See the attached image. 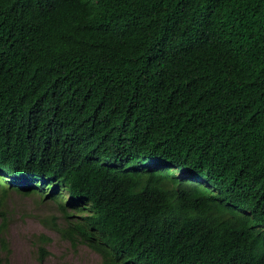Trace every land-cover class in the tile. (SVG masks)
<instances>
[{
	"label": "trees",
	"instance_id": "trees-1",
	"mask_svg": "<svg viewBox=\"0 0 264 264\" xmlns=\"http://www.w3.org/2000/svg\"><path fill=\"white\" fill-rule=\"evenodd\" d=\"M0 175L3 250L15 191L102 264H264V0H0Z\"/></svg>",
	"mask_w": 264,
	"mask_h": 264
},
{
	"label": "rangeland",
	"instance_id": "rangeland-1",
	"mask_svg": "<svg viewBox=\"0 0 264 264\" xmlns=\"http://www.w3.org/2000/svg\"><path fill=\"white\" fill-rule=\"evenodd\" d=\"M18 179L16 181L20 183L21 178ZM41 197L40 194L9 193L5 208L10 219L4 237L8 250H3L0 243V264H102L100 256L87 246L74 248L70 242L44 226L43 221L50 222L52 217L60 218L61 214L53 202H42ZM58 223L62 224V220L58 219ZM38 235L50 238L46 246L49 254L42 261L39 259L40 245L35 243V236Z\"/></svg>",
	"mask_w": 264,
	"mask_h": 264
},
{
	"label": "clouds",
	"instance_id": "clouds-1",
	"mask_svg": "<svg viewBox=\"0 0 264 264\" xmlns=\"http://www.w3.org/2000/svg\"><path fill=\"white\" fill-rule=\"evenodd\" d=\"M0 177H1L0 179H1V181H2V179H3V175H0ZM4 177H7V178H6L5 180H3L2 182L15 183L14 180L11 181L12 179L10 180V178H13V179H14V178H17V179H18V177H14V176H10V175H4ZM19 178H20V177H19ZM24 182H25L24 180H23V181H20V183H19V181H18V184H21V185H22ZM25 183H26V182H25Z\"/></svg>",
	"mask_w": 264,
	"mask_h": 264
},
{
	"label": "bare ground",
	"instance_id": "bare-ground-1",
	"mask_svg": "<svg viewBox=\"0 0 264 264\" xmlns=\"http://www.w3.org/2000/svg\"><path fill=\"white\" fill-rule=\"evenodd\" d=\"M8 175V174H7ZM18 182V181H17Z\"/></svg>",
	"mask_w": 264,
	"mask_h": 264
}]
</instances>
